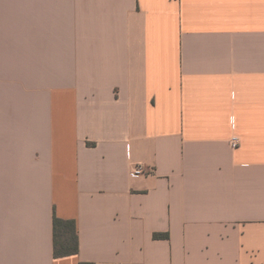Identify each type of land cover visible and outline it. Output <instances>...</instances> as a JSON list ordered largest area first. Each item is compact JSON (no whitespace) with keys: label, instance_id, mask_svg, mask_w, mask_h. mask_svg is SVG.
I'll use <instances>...</instances> for the list:
<instances>
[{"label":"crops","instance_id":"crops-1","mask_svg":"<svg viewBox=\"0 0 264 264\" xmlns=\"http://www.w3.org/2000/svg\"><path fill=\"white\" fill-rule=\"evenodd\" d=\"M0 264H264V0H0Z\"/></svg>","mask_w":264,"mask_h":264},{"label":"trees","instance_id":"trees-1","mask_svg":"<svg viewBox=\"0 0 264 264\" xmlns=\"http://www.w3.org/2000/svg\"><path fill=\"white\" fill-rule=\"evenodd\" d=\"M77 225L72 220L54 217V255L56 258L76 255L79 252Z\"/></svg>","mask_w":264,"mask_h":264},{"label":"built area","instance_id":"built-area-1","mask_svg":"<svg viewBox=\"0 0 264 264\" xmlns=\"http://www.w3.org/2000/svg\"><path fill=\"white\" fill-rule=\"evenodd\" d=\"M230 146L233 148V149H238L240 147V139L237 138V137H233L231 140H230ZM148 172L146 170H144L142 167H137L135 168V170L133 171V175H145L147 174Z\"/></svg>","mask_w":264,"mask_h":264}]
</instances>
